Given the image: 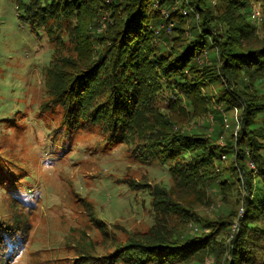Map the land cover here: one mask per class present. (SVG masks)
Segmentation results:
<instances>
[{
  "label": "trees",
  "instance_id": "trees-1",
  "mask_svg": "<svg viewBox=\"0 0 264 264\" xmlns=\"http://www.w3.org/2000/svg\"><path fill=\"white\" fill-rule=\"evenodd\" d=\"M213 1L14 0L16 17L43 40L41 52H50L38 106L50 128L45 138L85 145L92 155L115 153L121 172L108 175L148 196L151 223L130 230L108 227L83 205L82 223L65 237L62 264L264 259V43L256 41L264 39L254 32L250 0H216L238 12L241 25ZM185 7L199 13L192 37L185 36ZM256 29L264 35V19ZM157 36L166 45L159 47ZM208 44L215 55L206 65ZM213 85L218 109L211 124H200L211 104L203 90ZM228 110L238 115L226 126ZM194 120L190 132L180 131ZM155 166L166 179L151 177ZM13 178L0 170V264L22 254L39 218L37 195Z\"/></svg>",
  "mask_w": 264,
  "mask_h": 264
},
{
  "label": "rangeland",
  "instance_id": "rangeland-1",
  "mask_svg": "<svg viewBox=\"0 0 264 264\" xmlns=\"http://www.w3.org/2000/svg\"><path fill=\"white\" fill-rule=\"evenodd\" d=\"M175 2L181 6L189 0ZM215 2L218 3L214 0L213 6ZM218 4L223 12L235 19L234 23L241 25L238 12L228 9L221 1ZM248 5L254 32L264 39V35L256 29L264 19V0H250ZM14 7V0H0V170L7 176L14 175L13 179L21 184L22 189L37 195L39 218L31 233L30 243L9 264H62L61 260L66 257L63 247L65 237L69 227L82 223L80 213L86 212L83 205L91 204L94 217L106 225L118 223L130 230L151 223L152 219L143 206L148 196L131 193L126 185L116 183L114 175H108L121 172V163L115 153L101 149L92 155L91 149L85 145L60 146L56 138H45L50 128L45 126L38 106L43 85L42 69L50 59V52L47 49L41 52L43 40L29 34L26 23L16 17ZM163 7L159 10L165 17L167 11ZM184 9L188 15L185 19V36L192 37L194 30L191 33L189 30L195 20L198 21L199 13L191 12L187 7ZM156 42L159 47L166 45L160 37L156 38ZM207 48L208 53L203 50L206 65L213 61L215 55L209 44ZM217 88L213 85L203 90L211 104L209 111L197 118L200 124L203 120L209 124L213 122L212 111L218 109L214 100L218 96ZM237 115V110H228L224 115L227 117L226 126L233 124ZM196 120L192 123L185 121L180 131L190 132ZM221 159L225 165L229 164L227 157L221 156ZM150 170L152 178L160 181L166 179L164 168L155 166ZM2 193L0 186V223L6 221L3 218ZM190 227L192 231L197 230L193 224ZM87 231L89 237L94 236L93 231ZM233 231L237 235L238 226ZM226 241L231 249L229 238ZM226 261L228 264L231 262L229 254ZM260 264H264V259Z\"/></svg>",
  "mask_w": 264,
  "mask_h": 264
},
{
  "label": "built area",
  "instance_id": "built-area-1",
  "mask_svg": "<svg viewBox=\"0 0 264 264\" xmlns=\"http://www.w3.org/2000/svg\"><path fill=\"white\" fill-rule=\"evenodd\" d=\"M182 13H183V14H186L185 9H183ZM165 15H166L165 17L167 18V14H166V13H165Z\"/></svg>",
  "mask_w": 264,
  "mask_h": 264
}]
</instances>
